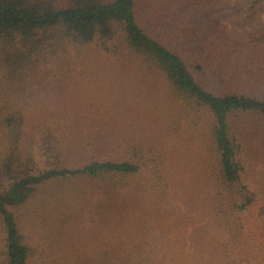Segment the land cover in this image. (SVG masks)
<instances>
[{
	"label": "rangeland",
	"instance_id": "1",
	"mask_svg": "<svg viewBox=\"0 0 264 264\" xmlns=\"http://www.w3.org/2000/svg\"><path fill=\"white\" fill-rule=\"evenodd\" d=\"M2 42L0 161L9 145L1 121L17 108L24 115L25 144L32 143L40 158L52 143L68 165L94 158L144 163L135 177L41 186L16 209L34 248L30 264H138L147 253L154 261L179 264L204 251L208 258L198 259L208 264L211 198L202 181L212 158L208 113L183 103L165 77L114 45L65 40L23 76L19 67L4 66ZM26 76L33 77L22 84ZM231 121L243 143L244 179L256 195L243 217L258 235L264 233V116L242 113ZM0 264H7L1 216Z\"/></svg>",
	"mask_w": 264,
	"mask_h": 264
},
{
	"label": "trees",
	"instance_id": "2",
	"mask_svg": "<svg viewBox=\"0 0 264 264\" xmlns=\"http://www.w3.org/2000/svg\"><path fill=\"white\" fill-rule=\"evenodd\" d=\"M0 39L4 66L19 67L23 76L65 40L114 45L113 50L165 77L183 103L206 111L212 141L211 162L202 175L211 198L208 264H264V233L247 229L243 217L256 195L244 179L243 143L231 121L242 113L264 116V0H0ZM28 76L22 84L33 77ZM23 119L16 108L1 121L9 142L0 161L7 264H30L34 248L16 209L41 186L84 177H135L144 164L94 158L68 165L52 143L40 158L32 143L25 144ZM154 170L163 177L162 169ZM151 255L138 264H163ZM204 255L179 264H202L198 258L207 259Z\"/></svg>",
	"mask_w": 264,
	"mask_h": 264
}]
</instances>
